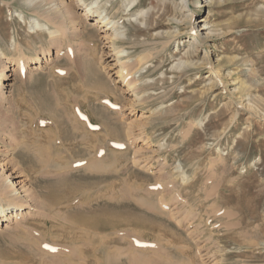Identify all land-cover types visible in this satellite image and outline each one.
Masks as SVG:
<instances>
[{"label": "rangeland", "instance_id": "rangeland-1", "mask_svg": "<svg viewBox=\"0 0 264 264\" xmlns=\"http://www.w3.org/2000/svg\"><path fill=\"white\" fill-rule=\"evenodd\" d=\"M134 1L129 18L133 0L86 3L120 21L135 95L75 0H0V47L37 67L0 59V183L23 204L0 264H92L106 237L130 264H264V0ZM54 5L73 17L48 23ZM95 218L113 231L76 224Z\"/></svg>", "mask_w": 264, "mask_h": 264}, {"label": "bare ground", "instance_id": "bare-ground-1", "mask_svg": "<svg viewBox=\"0 0 264 264\" xmlns=\"http://www.w3.org/2000/svg\"><path fill=\"white\" fill-rule=\"evenodd\" d=\"M43 1H45V2H47L48 0H43ZM75 2H76V4L78 5V6H83V10H84V14H83V16H86V17H90V18H94L95 19V22L97 23V25H100V28H102V32L104 31V32H109L110 34H109V37H108V40H109V42H110V44H111V47H112V54H111V56L113 57V58H116V61H117V65L116 66H118V71H117V73H116V75H117V77H118V82H120V83H122V85L123 86H126L127 88H128V90H130L131 92H132V94H137L138 93V88L136 87L137 86V84L135 83V80L133 79V77H134V75H135V73H137V69H135L134 71H133V69L130 67V66H128L127 64H126V62L124 61L125 59H126V57H125V59H124V56H123V54H122V50H120L119 48H116V47H114V44H115V40L116 39H118V38H120V35L122 34V32H121V30H119L120 28H118V26H117V24H119V22L120 21H115V19L113 20L112 18H113V15H110V14H108V12H107V10L106 9H104L103 7H100V6H94L97 2H90V3H86L87 2V0H75ZM184 2H185V5L188 3L189 4V2H190V0H184ZM133 6L131 7V9H130V14L128 15V18L129 17H135V16H137L138 14H136L137 13V8L139 7V3L140 2H138V3H135V1L133 0ZM102 6V5H101ZM70 8V7H69ZM181 8V7H180ZM183 9V8H182ZM181 9V10H182ZM184 12V11H183ZM190 12H192V11H190ZM45 13V12H44ZM43 13V14H44ZM46 14V15H45ZM43 16H45L46 18H47V20H46V18H43V19H45L48 23H50L51 21L53 22V21H60V22H65L68 18H71V17H73V16H71V12H66V11H64L63 13L61 12V10H58V8H57V6L56 5H54V6H52L51 7V9L49 10V11H47L46 13H45ZM141 14V13H140ZM143 14V13H142ZM38 15H40V16H42V14H38ZM42 16V17H43ZM190 17V19H191V15L189 16ZM188 17V18H189ZM143 18V17H142ZM144 18H146V17H144ZM187 18V17H186ZM42 19V18H41ZM75 19V18H74ZM120 19V18H119ZM32 26H34V27H36L39 31H42V32H44V33H46L47 35H48V38L49 39H53V43L54 44H56L57 43V41L58 40H60V37L63 35V33H61V30H58V29H55V30H51V29H49V26H45V25H39L38 24V22L37 21H35V20H33V21H30V27H32ZM203 26H206V24H203ZM33 29V28H32ZM202 30H205L204 28H202ZM62 34V35H61ZM200 35V37H202V39L200 38V39H193L192 40V42H193V44H194V46L195 45H197V44H200L201 43V40H204L205 39V37H206V33H202V34H199ZM62 42V41H61ZM203 44V43H202ZM201 44V45H202ZM200 46V45H199ZM15 48V47H14ZM19 48H15V50L17 51ZM43 53H44V55H43ZM49 53V47L48 48H45V50H43L42 51V56L44 57L45 55L47 56V54ZM143 56V55H142ZM190 56V55H189ZM193 56V55H192ZM0 59H4V60H6V61H10L11 63H12V65H14V66H16V69L18 70V71H20L21 73H22V71L24 70L25 71V68H28L29 69V67H31L30 69L32 70V71H37V67L35 66V65H32V66H27L29 63H28V60H29V58H27L26 56H25V54H22V53H20L19 52V54L15 57V58H9L8 56H7V54L3 51V49L0 47ZM39 60H41V58H39V56H36V59H34V60H32V62H33V64H37V63H39L40 61ZM143 60H144V62H146L145 60H146V58L143 56V57H139L138 59H136V66H139L140 65V67L144 64L143 63ZM29 62H31V61H29ZM187 62V61H186ZM188 63H189V61H188ZM187 65H189V64H187ZM191 65V64H190ZM19 72V73H20ZM5 75L7 76V74L5 73L4 74V71H2L1 73H0V98H1V96H2V89H1V83H2V80L3 79H6L5 78ZM136 98H139L138 96L136 97ZM44 123V122H43ZM32 159H34V158H32ZM41 164H44L43 162L41 163ZM58 176V175H57ZM6 179V178H5ZM59 182V181H58ZM7 187H9L8 185H4V183H0V198H5L6 199V202H0V225L2 224V222H5V221H10L11 220V222L13 223V224H15V225H17V227H19L21 224H20V221H21V217H23V214L21 213V210L23 209V208H21L22 207V203H20V202H17L16 200H17V198H18V193L16 192L17 190H14V189H12V190H7ZM12 187H13V185H12ZM9 193H11V195H9ZM13 193V194H12ZM10 196V197H9ZM26 205V204H25ZM75 219H77V218H75ZM76 224L77 225H79V229H80V231H81V229L82 230H86V231H89V229L90 230H93V231H95V232H91L92 234H94V235H96V230H100V231H109L110 230V232H111V230L113 229V227H112V229L110 228V227H107L106 228V226L105 225H107L108 226V223H105V222H101L100 220H97L96 218H95V220H91V221H88V220H80V219H78L77 220V222H76ZM116 225V224H115ZM120 225H122V224H120ZM2 226V225H1ZM8 225L6 224L5 225V228L7 229V228H9V226L7 227ZM100 226H102V227H104L105 229H99V227ZM111 226H112V224H111ZM118 226V225H117ZM82 227V228H81ZM110 228V229H109ZM115 228H116V226H115ZM77 229V228H76ZM106 231V232H107ZM113 231V230H112ZM115 231V230H114ZM82 232V231H81ZM90 232V231H89ZM87 233V235L89 234L88 232H85V234ZM90 233V234H91ZM109 233V232H108ZM98 235H100V234H97V236ZM108 236V235H107ZM95 237V236H94ZM93 237V235H92V238H94ZM102 237H104V236H102ZM67 238V237H66ZM105 238V237H104ZM106 238H108L109 240L107 241V242H105V240H104V245L103 246H99V245H101V244H98L97 245V248L95 249H91L90 251H89V253L90 254H95V253H99V252H103L104 253V257H101V259H99L98 258V260L96 261V259H95V261H96V263L95 264H130V262H128V260L125 258V260H127V261H122L121 260V258H119V256H121V255H119V253L118 252H116V251H118V249L115 251L114 250V248H112V247H110V245H112L113 244V242L114 241H116L115 239L116 238H112V239H110L111 237H106ZM57 239V238H56ZM64 239V238H63ZM138 239H140V238H138ZM137 239V240H138ZM142 239V238H141ZM101 240V239H100ZM102 240V241H103ZM112 240H114V241H112ZM132 240V239H131ZM53 241V240H52ZM118 241V240H117ZM117 241H116V244H117ZM44 242V241H43ZM66 242V241H65ZM64 242V244H68V243H65ZM69 242V241H68ZM78 242V241H77ZM53 243H54V241H53ZM56 243H59V241L58 242H56ZM102 243V242H101ZM115 243V242H114ZM119 243V242H118ZM129 243V242H128ZM60 244V243H59ZM149 244V243H148ZM62 245V244H61ZM118 245V244H117ZM131 245V250H133V251H135V252H137V251H140V252H142L143 254H144V251H150L151 249H148L147 247V244L146 245H143V244H139L138 242L136 243V242H134L133 241V243L132 244H130ZM40 246H42V245H40ZM50 246V245H49ZM47 247L46 246V248L45 247H42V251H44V252H46L47 254H48V252L50 253V252H52L51 251V247ZM52 246H54V244L52 245ZM76 246V245H75ZM74 246V247H75ZM82 246V245H81ZM113 246V245H112ZM116 246V245H115ZM119 246H120V244H119ZM123 246V245H122ZM80 247V246H79ZM96 247V246H95ZM44 248V249H43ZM76 248H78V247H76ZM76 248H75V250H76ZM91 248V247H90ZM41 249V248H40ZM79 249V248H78ZM130 249H129V251H130ZM55 252H56V249H53ZM72 250H74V249H72ZM80 251H81V249H79ZM120 250V249H119ZM84 251V250H83ZM114 251V252H113ZM122 251V250H121ZM121 251H119V252H121ZM125 251V250H124ZM131 252V251H130ZM60 253V252H59ZM73 253V252H72ZM79 253V252H78ZM85 253V252H84ZM122 253V252H121ZM132 253V252H131ZM130 253V254H131ZM74 254V253H73ZM77 254V253H76ZM75 254V255H76ZM81 254V253H80ZM82 254H83V252H82ZM85 254H87V252L85 253ZM90 254H87L88 256L90 255ZM130 254H128V255H130ZM146 254H150V253H148V252H146ZM72 255V254H71ZM87 255H86V257H87ZM118 255V256H117ZM92 256V255H91ZM127 257V255H124L123 257ZM81 257H83V256H81ZM85 257V256H84ZM67 258H68V256H67ZM72 258H74V257H72ZM78 258V257H77ZM88 258L89 257H87V260H88ZM128 258V257H127ZM132 258V257H131ZM76 259V258H75ZM86 259V258H85ZM55 260V259H54ZM64 260V259H63ZM62 260V261H63ZM129 260H130V258H129ZM55 261H57V259L55 260ZM61 261V260H60ZM61 261V262H62ZM68 261H72L71 259L70 260H68ZM90 261V260H89ZM94 261V262H95ZM58 262V261H57ZM66 262V261H65ZM84 262V264H91V263H87L86 262V260L85 261H83ZM93 262V263H94ZM68 263V262H67ZM92 263V264H93ZM62 264H63V262H62ZM69 264V263H68Z\"/></svg>", "mask_w": 264, "mask_h": 264}]
</instances>
